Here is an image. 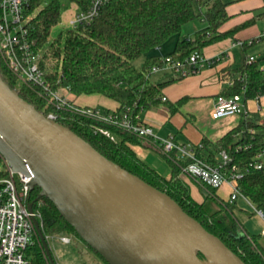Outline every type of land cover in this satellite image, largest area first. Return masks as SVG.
<instances>
[{
  "label": "trees",
  "instance_id": "16d2710c",
  "mask_svg": "<svg viewBox=\"0 0 264 264\" xmlns=\"http://www.w3.org/2000/svg\"><path fill=\"white\" fill-rule=\"evenodd\" d=\"M75 2L86 10L89 0H30L23 15L26 18L28 39L38 54L43 79L53 91H63L74 96L100 95L116 104L112 113L130 114L132 117L162 103V89L180 79L172 77L160 83H150V70L161 66V60L146 58L139 68L133 62L152 49H158L172 35L180 33L188 22L198 19L204 28L195 31L193 39L177 40L173 51L168 54L172 61L183 62L192 53L224 39L233 38L247 22L227 32H220L228 20L224 0H110L97 18L76 29H60L53 39L50 32L59 24L64 5ZM250 44L242 43L240 66L234 70L233 83L217 96L239 94L244 102L253 101L264 87L263 73L258 63L249 61L246 51ZM0 78L33 109L46 116L55 109L39 95V89L18 82L0 62ZM216 96V97H217ZM185 98L169 105L170 113L177 111ZM86 141L106 159L119 165L147 184L166 193L190 217L207 232L219 238L225 246L245 264H264L255 236L244 232L235 216V206L220 200L216 190L206 189L201 202L190 195L188 184L181 179V167L189 161L170 159L161 155L170 168V176L164 178L140 160L133 147L140 144L139 138L116 128L83 118L69 112H61L57 121ZM195 156L206 164L218 163L220 152L231 160L242 177L237 180V189L256 211L264 218V174L250 166L256 156L262 154L264 164V119L258 115L241 117L238 125L215 142L202 138L194 147ZM1 165V159H0ZM7 174L0 170V190ZM39 190L29 193L35 199ZM46 208L39 210L42 232L48 236H70L78 238L74 230L59 216L48 200ZM90 249V248H89ZM91 250V249H90ZM92 251V250H91ZM93 252V251H92ZM94 253V252H93ZM106 264L96 253H94ZM199 258L202 256L197 253ZM24 257L28 264H49L37 239L29 246Z\"/></svg>",
  "mask_w": 264,
  "mask_h": 264
},
{
  "label": "water",
  "instance_id": "95a60500",
  "mask_svg": "<svg viewBox=\"0 0 264 264\" xmlns=\"http://www.w3.org/2000/svg\"><path fill=\"white\" fill-rule=\"evenodd\" d=\"M0 157L12 172L31 175L29 192L39 190L28 211L48 200L106 264H245L166 193L33 109L1 78ZM33 224L56 264L40 223Z\"/></svg>",
  "mask_w": 264,
  "mask_h": 264
},
{
  "label": "built area",
  "instance_id": "2783aa9c",
  "mask_svg": "<svg viewBox=\"0 0 264 264\" xmlns=\"http://www.w3.org/2000/svg\"><path fill=\"white\" fill-rule=\"evenodd\" d=\"M30 0H0V62L6 71L18 82L38 88L39 95L46 100L47 104L55 109L45 117L57 122L61 118V112H69L79 117L88 118L101 124L116 128L122 132L134 135L138 138L149 139L151 142H159L160 153L170 159L189 161L181 167V175L191 179L205 189L218 190L224 184H228L231 193L227 200L232 203L238 197L245 199L237 189V180L242 177L235 166L230 165V158L224 153H219L218 163L214 166L206 164L195 156L194 147L182 146L173 142L172 138L158 139L151 127L141 123L139 115L132 117L124 113L116 115L112 112H101L97 108L78 107L67 99L60 91H53L49 84L43 79V72L39 67V56L28 39L26 18L23 13ZM110 0H89L86 10H81L78 4L70 2L65 21L60 24L66 25L69 29H76L79 26L91 23L98 17L101 9ZM264 35V31H263ZM235 45L241 46V42ZM223 55L212 59H206L201 53L194 52L183 62L172 61L167 56L161 60V66H154L150 73L158 71L171 72L173 77L185 78L198 73L203 68H208L221 63ZM249 61H253L249 57ZM226 86H231L232 78L224 79ZM63 91H66L64 89ZM264 92V89H263ZM165 99L162 98V101ZM230 115H238L247 118L249 113L245 108L242 96H217L211 112V118L217 120ZM263 156L258 154L256 161L250 166L255 171H262L264 164L261 162ZM1 159L0 170L7 176L2 180L3 187L0 190V264H28L24 257L25 250L33 245L36 236L33 219L38 221L40 213L35 206L28 211V205L32 202L29 198L28 182L31 175L25 177L20 173L12 172L4 159ZM26 169L28 170L27 166ZM14 177L17 178L19 189H17ZM254 211L263 218L260 211ZM62 243H68L67 237H60Z\"/></svg>",
  "mask_w": 264,
  "mask_h": 264
},
{
  "label": "crops",
  "instance_id": "0c3cea01",
  "mask_svg": "<svg viewBox=\"0 0 264 264\" xmlns=\"http://www.w3.org/2000/svg\"><path fill=\"white\" fill-rule=\"evenodd\" d=\"M224 2L228 3L226 6V13L229 18L220 27V32L230 31L247 22H251V24L238 30L233 38L221 40L202 49L201 54L206 59H212L218 55H223L225 59L221 63L212 67L203 68L198 73L185 77L184 79H176L175 81L177 82H171L161 91L165 103L142 111L139 114L141 123L151 127L154 135L158 139L172 138L173 142L178 145L195 147L200 144L202 138H206L213 143L238 125L241 117L238 118L235 117V115L226 116L217 120L211 118L216 96L227 87L224 83V79H226V77L234 78L236 76L234 70L239 67L241 63L242 50L240 49L241 46L235 45L236 42L247 44L253 42V45L247 49L246 55L251 57L254 62L258 63L264 79V0H224ZM65 27L66 25H64L62 29H65ZM191 39H193V37L187 40ZM173 49L165 54L162 53V55L164 57L168 56ZM151 55V53H147L145 59ZM158 79V83H160L170 80L172 77L169 78L165 76ZM263 89L264 87L261 88L262 92L257 99L244 102L245 108L249 113L248 116L258 115V117H261L264 115ZM60 93L66 96L74 105L76 100H78V96L69 94L66 91H60ZM82 98H84L82 99V103H80L82 106L95 108L96 105H100L101 107H105L106 111L103 110L104 112H112L116 109V104L114 102L100 95H89V97ZM182 98H185V100L177 106V111L170 113L168 106L174 105ZM205 120L211 122L213 130L207 133H200L198 127ZM139 141L140 144L134 146L133 150L137 147L141 152L152 150L158 152L160 156L162 155L159 150L158 141L151 142L149 139L143 138H139ZM137 157L139 158V156ZM140 160L143 161V159ZM183 181L188 184L190 195L191 189L195 188V193L191 195L193 200L201 202L207 190L189 178L187 180L184 178ZM190 185L193 187L191 186L192 188H190ZM230 193L231 189L228 184H224L215 192L217 197L222 201H227ZM219 196H221L222 199ZM233 204L236 209L235 216L241 224L242 229L245 233L256 237L258 245L264 253V218L257 215L253 206L246 199L238 197L233 201ZM62 237H67L69 242L62 243L59 238L58 245L51 246L50 249L51 253L53 252L52 256L56 263H58L62 257L70 258L66 253L68 250L71 251V247L74 246V239L72 237ZM57 246L64 249L60 250ZM71 262L72 261H70V263Z\"/></svg>",
  "mask_w": 264,
  "mask_h": 264
},
{
  "label": "rangeland",
  "instance_id": "374dc122",
  "mask_svg": "<svg viewBox=\"0 0 264 264\" xmlns=\"http://www.w3.org/2000/svg\"><path fill=\"white\" fill-rule=\"evenodd\" d=\"M47 2L51 1V0H46ZM65 1V0H63ZM226 1V0H225ZM71 8L70 4H66L64 5V9L60 18V23H62L63 21H65L66 19V15L68 14V9ZM58 24L55 27L52 28L51 32H50V38L49 39H53L57 33L60 31V29H62L64 27V24ZM205 26V24L203 23V21L195 19L192 20L190 22H188L186 25H184L180 31L179 34L177 35H172L171 37H169L161 46L159 49H152L150 50L148 53H151L152 55L150 57H155L158 58L159 60H163V58H165L162 53H167L170 52L174 45L176 44L177 40L179 39H190L193 37L195 31L200 30L201 28H203ZM145 59V55L141 56L139 58H137L136 60H134L133 64L135 67L139 68L142 64V62ZM142 61V62H140ZM165 76L173 77V74L171 72L165 73L164 71H158L156 73H150L149 75V82L150 83H158L159 79L158 78H163ZM192 76V75H190ZM188 77V76H187ZM184 79V78H181ZM179 80V79H178ZM177 82V81H175ZM167 86V85H166ZM82 97H89V95H80L78 96V100H76L75 105L78 107H83L85 108L86 106H82L80 103H82ZM92 108V107H90ZM95 108H98V110H100L101 112H104L103 110L106 111L105 107H101L100 105H96ZM100 108V109H99ZM235 117H240L238 115H235ZM260 119H264V115H262L260 117ZM198 127V126H197ZM198 131H200V133H207L209 131L213 130L212 124L209 120H205L202 124L199 125L198 127ZM204 131V132H203ZM135 153L137 154V156H139L140 159H143V161L150 166L152 169H154L158 174H160L161 176H163L164 178H168L170 176V170H169V166L166 163L165 159L163 157L160 156V154L158 152H154L152 150H148L146 152H141V150L137 147L134 148ZM0 167H2V165H0ZM181 179H188L187 177H185L184 175L180 174ZM15 182H16V186L17 189H19V184L17 181V178L14 177ZM192 185H190V188ZM195 188L191 189V195H193L195 193ZM221 199L222 197L219 196ZM46 208L45 202L41 201L39 202L36 206L35 209L36 210H44ZM38 222H40V219L38 218ZM41 225V222H40ZM42 228V225H41ZM62 236H48L47 235V243L51 249V246L53 247L54 245H58L59 243V238ZM70 237H72L74 239L73 245L71 247V251L68 250L66 255H69L70 258H66V257H62V259L60 258L59 262L56 264H104L79 238L75 237L74 235H70ZM58 249L63 250L64 248L57 246ZM51 251V250H50ZM53 253V252H52ZM54 255V254H53ZM55 256V255H54ZM69 261H68V260ZM70 261H72L70 263Z\"/></svg>",
  "mask_w": 264,
  "mask_h": 264
},
{
  "label": "bare ground",
  "instance_id": "6f19581e",
  "mask_svg": "<svg viewBox=\"0 0 264 264\" xmlns=\"http://www.w3.org/2000/svg\"><path fill=\"white\" fill-rule=\"evenodd\" d=\"M40 223V222H39Z\"/></svg>",
  "mask_w": 264,
  "mask_h": 264
}]
</instances>
